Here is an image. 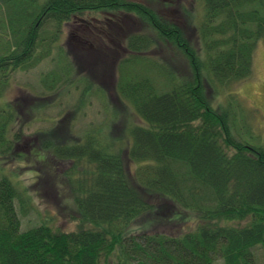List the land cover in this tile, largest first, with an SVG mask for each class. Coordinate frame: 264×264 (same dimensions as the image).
<instances>
[{"label":"trees","instance_id":"obj_1","mask_svg":"<svg viewBox=\"0 0 264 264\" xmlns=\"http://www.w3.org/2000/svg\"><path fill=\"white\" fill-rule=\"evenodd\" d=\"M203 1L202 20L192 35L196 44L184 7L178 8L182 22L136 0H0V96L18 70L51 54L66 22L87 11L146 21L163 47L174 48L160 52L173 62L164 68L143 57L153 47L150 35L136 33L127 38L128 54L115 63L117 93L143 122L132 129L128 150V159L138 164L136 183L124 151L108 150L96 134L83 143L63 144L56 143L59 132H50L40 144L53 151L52 161L88 165L77 178L69 173L63 184L55 181L70 194L67 202L76 207L79 224L70 232L47 222L23 230L18 211L28 207L29 196L3 176L0 264H216L217 257L224 264H260L264 143L257 142L253 114L240 95L229 94L222 105L214 100L225 87L253 75L255 47L264 40V0ZM41 41L47 44L35 58ZM65 71L44 73V88L64 86L70 81ZM17 105L0 109V156H20L22 131H12ZM181 222L177 231L162 230Z\"/></svg>","mask_w":264,"mask_h":264},{"label":"rangeland","instance_id":"obj_2","mask_svg":"<svg viewBox=\"0 0 264 264\" xmlns=\"http://www.w3.org/2000/svg\"><path fill=\"white\" fill-rule=\"evenodd\" d=\"M136 1L147 2L158 13L182 22L184 21L178 8H187L188 19L192 21V25L189 27L187 21L184 25L187 24L190 29L189 36L197 44L198 37L192 35L202 20L205 9L203 0H156L152 3L149 0ZM169 3H172V7H169ZM107 17L112 20L107 21ZM81 18L85 22H76L75 19L71 22L73 24H70L71 29L64 24L59 39L53 46L50 45L51 54L27 71L18 70L14 74L13 82L0 96V109L6 108L7 103L14 106L18 103L12 131H22L20 156H0V179L3 176L9 177L25 196H29L28 207L23 212L18 211L23 230L47 222L56 229L70 232L76 230L79 224L76 207L72 202H67L70 194H66L64 185L59 188L55 181L61 179L59 184H63L69 173H72V178H77L80 176L79 172H83L88 165L84 162L52 161L50 155L53 151L46 150L40 144L43 139H47L50 132H59L55 137L56 143L60 141L63 144L83 143L87 136L96 134L108 150L124 151L129 174L136 183L134 173L138 164L128 159V150L133 143L132 129L143 125V122L134 107L123 100L116 90L118 71L115 63L117 65L130 51L127 38L136 33L150 35L153 47L150 48L151 52L148 50L149 55L144 54L143 57L146 60L150 57L158 60L164 68L173 66L169 56L166 60L163 59V53L174 51V48H169L166 44L163 47L156 30L146 21L131 15L124 18L120 14L106 11H87ZM54 26L50 23L48 28L55 29ZM67 28L75 35L66 33ZM79 38L91 44L81 42ZM46 44L47 42H40L35 51V58L44 52L40 47L44 48ZM59 51L64 53L58 54ZM96 51H102L108 61L105 62L100 53L98 59ZM161 51L163 53L160 55ZM77 52H80L79 61L76 58ZM177 59L179 60L178 57ZM52 68H64L70 81L59 90L47 91L42 83V75ZM44 81L51 83V76L45 77ZM157 81L160 83L164 79L160 76ZM166 88L169 86L164 87ZM229 94L241 96L243 106L253 114L252 121L259 136L257 142L264 143V40L258 41L255 47L253 75L244 81L230 84L228 88L225 87V90L215 95V104L227 103ZM245 119L246 122L250 121L246 116ZM44 161L48 164L41 167L40 164ZM48 165L53 168L49 170ZM40 173L42 179L38 176ZM184 223L162 230L177 231L183 228ZM258 259L260 264H264L261 249L258 251ZM215 263L224 264V260L217 257Z\"/></svg>","mask_w":264,"mask_h":264},{"label":"flooded vegetation","instance_id":"obj_3","mask_svg":"<svg viewBox=\"0 0 264 264\" xmlns=\"http://www.w3.org/2000/svg\"><path fill=\"white\" fill-rule=\"evenodd\" d=\"M106 12H109V11H106ZM110 13H111V12H110ZM75 19H76V22H77V21L85 22L84 19L81 18V15H75L71 20H69L68 22H66L65 25H66L67 27L70 26V29H71L72 27H71L70 24H73V23H71V22H72L73 20H75ZM108 20H112V18L107 17V21H108ZM108 23H109V22H108ZM79 24H81V23H79ZM79 24H76V25H79ZM82 25H83V24H82ZM72 26H73V25H72ZM70 29L68 30V28H67L66 33H68V32L70 31ZM69 34H71L72 36L75 35V34L72 33V32H69ZM79 40H80L81 42L88 43L89 45L91 44V43L87 42V41L84 40V39L79 38ZM113 42H115V41H113ZM115 43H116V42H115ZM115 49H116V48H115Z\"/></svg>","mask_w":264,"mask_h":264}]
</instances>
